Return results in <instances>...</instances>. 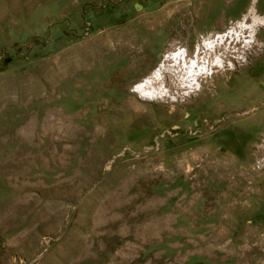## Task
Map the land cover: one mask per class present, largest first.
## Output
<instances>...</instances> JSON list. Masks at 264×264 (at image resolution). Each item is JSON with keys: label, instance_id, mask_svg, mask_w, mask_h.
Wrapping results in <instances>:
<instances>
[{"label": "rangeland", "instance_id": "obj_1", "mask_svg": "<svg viewBox=\"0 0 264 264\" xmlns=\"http://www.w3.org/2000/svg\"><path fill=\"white\" fill-rule=\"evenodd\" d=\"M190 1L0 0V264H264V26L249 57L202 60L239 35ZM183 4L203 18L179 36ZM171 57L208 78L131 92Z\"/></svg>", "mask_w": 264, "mask_h": 264}, {"label": "bare ground", "instance_id": "obj_2", "mask_svg": "<svg viewBox=\"0 0 264 264\" xmlns=\"http://www.w3.org/2000/svg\"><path fill=\"white\" fill-rule=\"evenodd\" d=\"M238 1L239 0H219V6L217 8L218 10L216 9V11L215 12L213 11V13L215 14V16L217 18L216 23L217 24H220L222 26V30H219V31H218V29L215 30L216 33L214 35L217 34V36H218V34H225L224 32H226L227 30H230L231 33H230V31H229V33L232 34V36H233V33L234 34L235 33L238 34L239 35V39L238 38H234V37H230V39H229V37H227L226 40L224 41V43H222V46H220V47L219 46H216V48H215L214 51H211V52L205 51V50L203 52L201 51L200 52L201 53L200 55H204V57H203L202 60L208 59L207 58V53L210 54L211 57L212 56H215V57H218V58H221V59H227V58H230L232 56H236V55H238V54L241 53V50H243L244 55H246L248 57L251 55L252 49H254V41H253V43L252 42L246 43L242 48H238V45H240L241 43H244L245 40L248 39V38H255V39L257 37L259 38L260 35H259L258 30H259V28H261L264 25L261 22L262 20L261 21L256 20V19L253 20V18L251 17L253 15V13H255V11L257 9L256 6L258 4L257 3V0H253L250 15H248V16L246 15V17H244L243 19L237 20L235 24H231L229 26H225V25H227V21H230L229 20V16L232 13V8L234 7L235 4L238 3ZM204 2H203V0H191L190 1V3H194L193 5H196L197 4L199 6L201 5V7L204 6ZM210 3H211V1H210ZM212 3H213V1H212ZM189 7H190L189 5L187 6V4H183V7H182L181 11L187 10ZM195 8H194V10H195ZM215 8L216 7H214V9ZM191 10H193V9H191ZM201 11H202V9H200V8H198V9L196 8V11L195 12L194 11L193 12L192 11H188L186 13L185 11H183L186 14L180 20L179 25L176 28L174 27V29L171 27L172 30L171 31L168 30V32L169 33L170 32H173L176 35L180 34L179 36H181L184 33H189L190 31L194 32L193 30L196 31L197 28L195 29V27L198 24H200V22H201V20L203 18V13ZM209 12L210 11H208V13ZM213 20H214V17H213ZM163 23L161 25H158V27L160 29H162V31L166 30L163 27L164 26ZM140 26H141V24H140ZM201 26H202V24H201ZM154 27H155V24H152V25L145 24L143 26V28H145V31H147V32L154 30ZM198 29H197V31H198ZM130 33H132V32H130ZM228 36H229V34H228ZM121 39H123V42H124V36ZM146 41L147 40L143 36V34H137L136 36L129 38L128 45H127V50L131 54L130 60H131V62H132L133 65H143V64H145L147 57L144 56V54L146 53L147 50L150 49V46L146 43ZM216 41H218V40H216ZM216 43H218V42H216ZM188 48H190V47H188ZM198 48L200 50L202 49L200 45H198ZM255 49H256V47H255ZM159 61L160 62H163V59H160ZM128 62H129V60H128ZM174 62H177L178 64L177 63H174ZM164 63L167 64V66L164 69H162L161 67H159V69L157 70V67L159 66L158 65L156 68H154V70H156V71L155 72L152 71V73H150L149 76L145 77L139 83H137L135 86H133L131 92L133 94H135L141 100L148 101V102H154V101L159 100L161 98H165V97H167L170 94V90H166V88L168 86H169L170 89H176V90H179V91L180 90H188V89H191L192 92H195L194 88L192 87L193 86L192 82L194 80L196 82H199L201 79L204 80V79L208 78L206 72H203L202 71L203 69H196L195 68V69L188 70V69L182 67V65L179 64L180 62L178 61V57H173L172 59L168 58L166 61H164ZM198 63H200V62H198ZM203 65H205V63H203ZM214 68H216L217 70H224V69H226V67L223 64H221V63L215 65ZM127 69H129V67ZM167 82H168V84H167ZM161 87H162V89H161ZM199 91L200 92H203L202 90H199ZM207 98L205 100H208ZM209 100H211V99H209ZM261 107L264 110V105L261 106ZM258 150H260V149L258 148ZM258 153H260V152H258ZM246 239H250V238H247L246 237L244 239V241ZM260 256L261 257L264 256V253L261 252L260 253ZM247 262H248V260H247Z\"/></svg>", "mask_w": 264, "mask_h": 264}]
</instances>
